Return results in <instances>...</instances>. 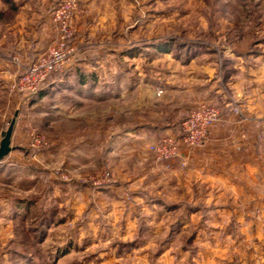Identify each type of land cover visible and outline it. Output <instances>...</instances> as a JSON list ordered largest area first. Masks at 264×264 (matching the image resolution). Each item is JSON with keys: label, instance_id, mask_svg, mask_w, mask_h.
<instances>
[{"label": "rangeland", "instance_id": "rangeland-1", "mask_svg": "<svg viewBox=\"0 0 264 264\" xmlns=\"http://www.w3.org/2000/svg\"><path fill=\"white\" fill-rule=\"evenodd\" d=\"M8 1L0 30L13 40L16 25L24 29L36 21L50 39L46 50L56 42L52 13L63 0H26L32 8L48 9L46 22L30 19L31 10L18 6L23 0ZM79 2L87 13L76 19L90 15L91 41L111 50L103 52L110 61L99 69L101 81L83 88L59 82L67 78L76 49L34 95L12 91L21 73L16 64L11 82L2 84L0 141L13 120L15 125L13 150L0 163V264H241L245 254L248 262L264 264V244L237 240L253 229L235 228L232 214L217 217L202 209L200 198L186 196L184 160L177 182V159L160 163L149 147L144 159L150 169L135 155L109 158L110 137L123 124L115 112L107 118L109 108L121 109L117 102L87 107L74 118L62 111L68 97H60L178 95L171 85L185 87L191 73L205 74L201 66L207 65H215L224 81L237 61L253 56V24L256 15L264 16V0H96L90 7ZM164 113L163 125L170 126L172 112ZM181 124L165 136L178 139Z\"/></svg>", "mask_w": 264, "mask_h": 264}, {"label": "crops", "instance_id": "crops-1", "mask_svg": "<svg viewBox=\"0 0 264 264\" xmlns=\"http://www.w3.org/2000/svg\"><path fill=\"white\" fill-rule=\"evenodd\" d=\"M8 2L0 0V13L6 15L9 11L10 7L6 5ZM14 2L17 3V0ZM82 2L90 7L91 4L95 5L96 0ZM19 5L20 9L31 10L30 19L43 18L42 21H48V9L43 11L44 8H32L26 0ZM256 16L259 19L253 24V56L237 61V70L226 75L224 81L217 75L215 65H211V68L207 65L201 66L206 75L191 73L185 87L171 85L170 90H176L178 95H161L159 98L157 95H84L80 92L70 95L72 98L60 95L70 100L69 104H63V113L65 116L73 115L74 118L78 111L87 107L117 102L121 109L114 111L109 108L107 118L112 120L116 113L123 118V124L116 135L110 137L108 156L110 159L118 154L141 157L144 164H147L146 169L151 168V163L144 159L149 156L148 147L151 144L162 136L176 133V124H181L187 113L198 105L211 103L217 106L220 119L209 128L205 145L196 149L181 146L182 158L173 162V174L177 182H180L179 163L184 160L187 163L185 171L188 172L186 196L190 195L192 200L200 198L202 209L218 214L217 217L225 218L227 213L232 214L231 221L235 228L253 229V234L250 230L237 239L241 243L253 245L264 244V16ZM34 22L27 21L30 26L24 29L16 25L17 34L13 40L4 30H0V91L4 88L2 84L10 83L15 74L13 56L19 53L25 61H34L48 46L50 39L43 29L44 25H36ZM75 27L73 43L77 54L68 65L70 72L66 74L67 78L59 82L73 81L83 88L89 83L101 81V68L104 62L110 61L103 52L111 50L106 45L91 41L95 22L90 15L77 18ZM193 62L188 65L189 71ZM106 66L105 72L110 71L111 64ZM147 98L153 102L147 101ZM156 100L161 104H155ZM234 107H238L240 114L233 113ZM164 110L172 112L170 126L163 125L167 121ZM207 221L222 226L219 219ZM221 240L226 243L228 238L223 237ZM222 257L227 258L228 254ZM248 260L246 254L240 257L241 264H251Z\"/></svg>", "mask_w": 264, "mask_h": 264}, {"label": "built area", "instance_id": "built-area-1", "mask_svg": "<svg viewBox=\"0 0 264 264\" xmlns=\"http://www.w3.org/2000/svg\"><path fill=\"white\" fill-rule=\"evenodd\" d=\"M85 13L87 10L80 5L79 0H63L56 7L52 13V20L58 28L56 42L30 63H25L18 56L13 58L21 73L12 82V91L34 95L52 75L61 72L68 65L76 53V47L73 45L74 21L78 15ZM233 113L240 114L238 107L233 108ZM219 119L218 107L212 104L200 105L188 113L183 120L178 139L170 135L164 136L149 148L160 163L168 164L182 158L181 146L188 149L203 147L208 138L209 128Z\"/></svg>", "mask_w": 264, "mask_h": 264}, {"label": "water", "instance_id": "water-1", "mask_svg": "<svg viewBox=\"0 0 264 264\" xmlns=\"http://www.w3.org/2000/svg\"><path fill=\"white\" fill-rule=\"evenodd\" d=\"M15 120H13L0 141V163L10 154L13 150L11 146L12 134L14 131Z\"/></svg>", "mask_w": 264, "mask_h": 264}]
</instances>
